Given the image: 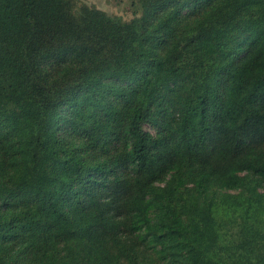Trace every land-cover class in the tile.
Wrapping results in <instances>:
<instances>
[{
  "label": "trees",
  "instance_id": "obj_1",
  "mask_svg": "<svg viewBox=\"0 0 264 264\" xmlns=\"http://www.w3.org/2000/svg\"><path fill=\"white\" fill-rule=\"evenodd\" d=\"M0 0V264H264V0Z\"/></svg>",
  "mask_w": 264,
  "mask_h": 264
},
{
  "label": "rangeland",
  "instance_id": "obj_2",
  "mask_svg": "<svg viewBox=\"0 0 264 264\" xmlns=\"http://www.w3.org/2000/svg\"><path fill=\"white\" fill-rule=\"evenodd\" d=\"M94 3L112 14H120L129 19L133 16L130 0H83Z\"/></svg>",
  "mask_w": 264,
  "mask_h": 264
}]
</instances>
